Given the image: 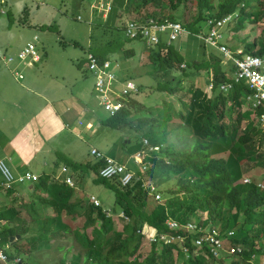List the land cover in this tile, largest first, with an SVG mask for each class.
I'll use <instances>...</instances> for the list:
<instances>
[{"label":"trees","instance_id":"16d2710c","mask_svg":"<svg viewBox=\"0 0 264 264\" xmlns=\"http://www.w3.org/2000/svg\"><path fill=\"white\" fill-rule=\"evenodd\" d=\"M142 2L145 5L159 3L161 11L156 17L163 21L180 22L188 31L186 35L203 34L209 18L221 19L235 14L233 21L236 20V31L243 27L240 20L242 15L245 20L255 23L264 19V0ZM130 20L142 21L136 17ZM174 42L168 44L162 40L148 48L151 49L149 59L155 72L176 82V86L170 82L166 87L159 86L158 89L167 90L170 94L177 93L179 108L173 100L163 102L162 108L148 110L145 104L135 106L132 97H128L129 107L111 115L102 105L109 114L102 120L103 126L114 130L129 127L135 133L160 131L163 141L169 132L164 124L167 116L172 122L175 118L180 120L182 134L178 147L174 140L170 143V149L156 144V139L152 145L158 146L160 153L164 155L161 159L156 154L152 157V178L159 176L163 184L168 183L170 178L176 180L173 187L166 188V203L157 201L153 207L148 204L147 200L154 198L141 189L140 183L124 188L114 181H108L106 186L115 192L117 203L128 216L123 228L117 230L103 207L96 206L87 195L77 197L75 187L42 175L38 183L41 193L37 195V186L31 188L32 196L37 195L36 199H30L27 203L13 195V203H20L17 206L12 203L9 207L0 208L2 241L15 246L19 241H16L17 237H24L22 230L25 235L29 232L27 239L32 245L37 239L48 240L51 244L57 239L69 240L72 242L69 247L60 246L65 256L72 249H76L71 252L69 264L223 263L221 256L213 258L207 246L196 248L191 239L187 242L190 256L183 257L184 262L177 261L178 256L182 257V249L174 247L177 252L176 256L174 254L172 247L179 245L176 242L167 244L159 253L151 249L150 252L153 253L143 257L140 252L142 235L138 233V228L148 223L160 227L159 230H167V206L170 215L183 223L197 211L205 213L208 216L205 223L211 225L208 229L219 227L221 238L230 240L226 247L244 245L243 253H235L241 254V264H253V253L262 255L264 242L258 240L264 239V188L261 187L264 184V174L261 179L246 176L254 169L264 170V128L252 118L254 111L245 108L250 89L244 82L233 81L226 67L230 66L232 69V66H224L221 57H211L205 61L188 59V53L181 49V41ZM244 49L249 53L264 54V35L255 38L252 43H247ZM201 70L207 73L209 84H214L212 90L209 89V84L205 89L193 84L194 81L188 85L184 83L186 78L192 79L191 75L195 71ZM229 82L234 83L232 89L223 92L220 85ZM130 105L135 107L130 108ZM263 112L264 108L256 110L259 115ZM126 138L131 139L128 136ZM127 139L125 143L128 142ZM101 164L96 162L95 167ZM24 174L26 173L15 175ZM13 190H7V193L13 194ZM80 218L84 219L83 226L73 228L69 219ZM208 229L202 228L203 231ZM223 252L231 255L227 251H222L221 254ZM14 255L16 254L9 251L11 259L15 258ZM61 260V264H66L65 258ZM237 263L239 260L230 261V264Z\"/></svg>","mask_w":264,"mask_h":264},{"label":"rangeland","instance_id":"374dc122","mask_svg":"<svg viewBox=\"0 0 264 264\" xmlns=\"http://www.w3.org/2000/svg\"><path fill=\"white\" fill-rule=\"evenodd\" d=\"M92 1L0 0V83L7 82L14 88L13 93L7 96L8 104L13 105V102H16V105L21 108L20 102L29 100L30 103L32 100H41L43 98L42 94L39 93L36 97L30 94L31 90L39 92L41 88L52 92L53 95L49 94L47 97L53 102H55V99L76 97L80 103L78 110L85 106V108L83 107L84 113L81 116L93 121L94 127L98 126L89 135L83 133L80 137L75 134L73 126H70L72 129L69 126L62 128L59 131L61 135L53 143L62 152L58 149V151H41L38 153V159L33 157L30 161H23V163L18 156L14 155L13 162H11L12 159L9 161V166L13 174L31 173L37 177L36 180L14 185L17 192L23 195L22 199L26 200L27 203H29L30 199H36L37 195L41 193V187L38 183L42 175L65 182L64 171L67 170L75 186L77 185L79 193L95 196L100 201L101 207L107 211L108 217L112 219L114 228L121 230L128 216L120 204L117 203L115 192L108 188L106 183L114 181L124 188L140 183L141 189L145 193L149 194L150 190L153 189L154 194H159L162 197L160 203H166V188L173 187L176 180L170 178L168 183L163 184L160 182L159 176L152 178V157L156 154L161 159L164 158V155L160 153L159 149H152L151 147H155L152 146L155 139L157 140L156 144L163 148L170 149V143L173 140L178 147L181 142L182 129L178 118H175L172 122L171 118L167 116L164 124L169 132L163 141L162 133L158 131L159 129L157 133L153 131L135 133L129 127L114 130L103 126L102 120L109 114L100 105L99 96L94 88L96 77L88 67L86 59L88 50L112 61L116 72L119 74L120 87L125 84L126 80L137 84L138 91H134L132 97V102L135 106L145 104V107L150 110L157 107L162 108L163 102L166 101L172 102L174 100L178 104L177 108L180 107V103H178L177 93L176 95L170 94L167 90L161 91L158 89L159 86L166 87L170 82L176 86L175 80L163 78L162 74L155 72L149 59L151 49L148 48L143 40L129 38L125 30L126 24L132 18L136 17L141 20L156 19V16H159L161 11L158 6L159 3L145 5L142 0H108L114 10L107 17H103L101 12L91 10ZM78 16H82V19H78ZM240 20L243 22V27L239 31L234 29L236 20L231 21V24L224 30L230 47L244 48L247 43H252L255 38L264 35V19L255 23L245 20L244 15H242ZM207 26L206 23L204 33L200 36L185 35L183 39L179 40L181 41L182 51L188 53V59L196 58L198 61H205L206 59H211V57H221L217 48L206 45L201 38L207 33ZM163 40L167 41L166 37ZM30 42H34L39 47L41 55L44 54V61L43 63L41 61L30 65L29 69L27 60L20 59L18 54L24 48V45ZM10 57H13V61H9ZM7 64L12 66V70L20 69L24 76L26 74H24L23 70L28 68L29 90L25 89L26 91H24L12 80H2L1 72L6 73ZM226 67L230 70V66ZM191 76L192 79L186 78L185 84L188 85L194 81L193 84L200 85L205 89L208 88L209 79L206 72L203 70L195 71ZM178 77L180 78L179 75ZM22 81L27 82V80ZM54 96L59 97L54 99ZM4 97L3 90L0 89V102H2L0 103V156L13 152L8 140L22 130L27 120L24 115L11 116L10 113H13L14 110L11 107L7 108L3 102ZM135 106L130 105V108ZM166 111L168 112L169 110ZM78 116H74V121H76ZM252 118L259 120L260 115L253 112ZM127 136L131 139L128 140ZM126 139L128 140L127 143H125ZM92 150H96L103 156L110 154L113 157H117L121 162L126 163L128 171L136 175L135 182L124 186L118 178L100 177L99 173L96 172H100L107 162L96 154L92 155ZM138 153H142L144 156L143 162L145 164L135 161L134 157ZM96 162H101L102 164L95 167ZM12 164L13 167L15 166V171H19L18 173L14 172ZM145 165L147 167L146 172L150 176L137 177ZM259 169L249 172L246 178L258 177L261 179L264 170ZM257 181L259 180L257 179ZM2 182L3 177L0 175V186ZM32 185L37 186V195L32 196L30 190ZM262 185L264 186V184ZM263 186L262 188H264ZM0 192V201L9 202L8 198L4 196L5 192ZM154 202L152 198L147 200V203L152 207L157 203V201ZM19 203V201H16V206ZM166 209L165 226L167 230H159L160 227H154L148 223H144L142 228H138V233L142 235L140 252L145 257L148 253V255L153 253L152 251L150 252L151 249L159 253L167 244L176 242L179 245L171 246H173L174 251V247L182 249V257H177V261L181 263L184 262L183 257H189L183 250V245L187 244L188 239L194 242L196 238L201 239L204 236L202 234H207L206 232L198 233V229H189V225L192 224V228L207 229L211 225L205 223L208 216L203 212H195L186 223H183L170 215L167 206ZM49 213L52 214L51 212ZM24 215L22 214V216ZM69 222L73 228L81 227L84 219H69ZM171 224L174 225L172 226ZM23 228L25 227L23 226ZM213 230L219 232L220 228L213 227ZM89 231H91L90 228ZM22 232L24 237L18 236L16 240H19L18 243L15 246L8 243L7 247H9L8 251L16 254L14 255L15 258L27 260L25 262L29 264H61L62 258H65L66 264H69L71 252L76 251V249H72L65 256L60 246L69 247L72 243L65 239H57L53 244L48 240L37 239L35 244L32 245L27 239V237L29 238V232L26 235L23 230ZM221 241L224 244V241L228 243L230 240L221 239ZM258 241L264 242V239ZM240 246L243 248L244 245L241 244ZM13 247L16 249H13ZM59 248L61 251H59ZM176 253L175 251V256ZM229 255V253L223 252L221 258L224 259V262H219L218 264H230L232 259L239 260L237 264H241V254ZM210 256L215 258L213 255ZM261 261H263V257L259 256L256 262L261 264Z\"/></svg>","mask_w":264,"mask_h":264},{"label":"built area","instance_id":"2783aa9c","mask_svg":"<svg viewBox=\"0 0 264 264\" xmlns=\"http://www.w3.org/2000/svg\"><path fill=\"white\" fill-rule=\"evenodd\" d=\"M92 11H99L104 17L113 10L112 4L108 0H93L91 5ZM78 19H82V16H78ZM91 22V20H89ZM230 24L229 19L217 20L211 19L208 24V31L201 38L204 40L206 45L220 47V54L222 56V62L229 64L233 69L234 82L241 83L244 82L250 92L246 96L247 106L251 108L254 112L260 108H264V54H253L247 53L243 48L233 49L232 47L221 45L224 30ZM126 34L132 39H141L147 46H155L166 37L167 43L170 44L174 41H179L184 38L187 34V29L177 21L167 20L163 21L156 17V19L148 18L139 20H129L125 26ZM36 38V37H35ZM38 39V38H37ZM19 58L22 60L36 61L40 59V55L37 49V45L34 42L28 43L18 54ZM87 63L89 69L95 75V90L99 96L100 103L111 113L115 115L122 111L124 108L129 107L128 97H133V92L138 91V86L136 83L130 80H126L125 84L121 87L119 86L120 78L116 72V68L112 61L107 58H100L93 51H88L86 55ZM9 61H13V57L9 58ZM17 70V69H16ZM18 79H23L24 75L21 71L15 72ZM234 83H222L220 89L223 92H228L232 89ZM214 84H209V89H213ZM260 121L264 122V113L260 117ZM89 127H92L90 124ZM152 149H159V147H151ZM92 155H98L100 158H104L107 162L106 166L99 172L100 177L116 179L118 178L124 186L134 183L136 175L128 171L126 163L120 162L108 155L103 156L96 150L91 151ZM135 161L140 164H145L143 162L144 156L142 153H138L134 157ZM67 171V170H65ZM146 165L140 170L139 178L143 176H150L147 172ZM0 173L3 177L2 186L6 189H11L15 184L25 183L30 180H36L37 177L31 173H26L24 175L16 176L13 174L7 160L5 158H0ZM247 180V179H246ZM69 186H74L75 183L73 179L69 176L65 181ZM149 195L154 198V200L160 202L162 197L159 194H154L153 189L150 190ZM90 200L96 205L101 206L100 201L95 196H90ZM107 212V211H106ZM172 226L174 224H171ZM189 229H198V233L206 232L207 234H202L201 239L196 238L194 240L196 247L202 248L207 246L210 252L215 257H220L222 251L230 252L235 254L237 251L242 252L244 249L241 246H232L230 248L226 247V243L222 244L220 231L215 232L213 229H208V231H203L202 228L196 227L192 228V224L189 225ZM185 238V237H183ZM226 240V239H224ZM172 243V242H171ZM8 243H3L0 237V264L8 263L10 260H15V262L20 263L19 258L11 259L9 257V247ZM185 252L188 253L189 249L186 245H183ZM256 257V254H252V260ZM264 264V251L261 255Z\"/></svg>","mask_w":264,"mask_h":264},{"label":"crops","instance_id":"0c3cea01","mask_svg":"<svg viewBox=\"0 0 264 264\" xmlns=\"http://www.w3.org/2000/svg\"><path fill=\"white\" fill-rule=\"evenodd\" d=\"M37 40H38L37 42L39 43V39H37ZM27 44L28 43H26L24 45V47ZM232 48L238 49L240 47H232ZM37 49H38V52L40 55V59L36 60L34 62L28 61L27 62L28 68L32 64H35V63H38L41 61L43 63V61H44V54L41 55L42 53H40V49L38 46H37ZM88 51H91V50H88ZM221 58H222V56H221ZM6 66H7L6 67V73L1 72L2 80H12L14 83H16V85L19 88L23 89L24 91L29 90V87H28V85H29L28 68L23 70V72H24V74H26V76H24L23 79H18L16 77L15 72L17 70L18 71H21V70L20 69L12 70V66H9V64H7ZM228 71L231 73L232 78H233V69H230ZM118 76H119V74H118ZM22 80H27V82L22 81ZM94 88H95V83H94ZM0 89L3 90V93L5 95V97L3 98V100H4L3 102L5 103V105L7 106L8 109H9V107H11L14 110V112L10 113V115L14 117V116L20 114V115H24L27 118L25 126L22 128V130L18 131L15 135H13L14 137H11L8 140L13 152H11L10 154L7 153L5 156L4 155L0 156V158H5L8 162V164H10L9 161L11 159H12L11 162H13L14 155L18 156L23 163V161H27V160L30 161L33 157H37V159H38V153H40L41 151L48 152V151L61 150L57 145H54L53 143L61 135V134H59V131L62 128H66L67 126H69V128H70V126H73V129L76 132L75 134L78 137H80L83 133L89 135L90 133H92V131H94L98 127V126L94 127L93 121L88 120L85 116H81L82 113H84L83 107L85 108V106H82V108L80 110H78L80 103L76 97L57 100L55 98H57L59 96H54L55 102H53L49 97H47V95L52 94V92L45 91V90L40 88L39 92H35V91L31 90L30 94L34 97H36L37 94H39V93L42 94L43 98L41 100H36V101L32 100L30 103H29V100L26 102H20L19 104L22 107L19 108V105H16V102H13V105H9L7 102V96L13 93L14 88L10 84H8L7 82H4V83H0ZM99 102H100V99H99ZM0 103H2V102H0ZM100 105L102 106L101 103H100ZM246 109H251V108H248V106L246 104ZM75 115H79L77 117L76 121H74ZM28 116H29V119H28ZM90 124L92 125V127H89ZM70 129H72V128H70ZM60 152H62V150ZM108 156H110L112 158H116L118 161H120L117 157H113L110 154H108ZM14 167L12 164V168H13L14 172L18 173L19 171H15ZM64 172H65V176H66L65 177V181H66V178L69 177V175H68V171H64ZM0 175H1V173H0ZM63 183H64V181H63ZM262 183H264V182H262ZM21 184H24V182ZM33 186L34 185L30 186V190H31V188H33ZM76 186H75V188H76L75 196H77V197H82L84 195H87L88 197L92 196V195L87 194V193L86 194L79 193L80 191L77 189ZM261 186H263V185H261ZM1 187H3L2 183H1L0 188ZM11 189H14L13 194L7 193V190L9 191L10 189H6V188H4L3 190L0 189V191L5 192L4 196H6V198H8V200H9V202L0 201V208L9 207L12 205V203H13L12 200L14 199V197L12 199L13 195L18 196L19 198L23 197V195H21L20 193L17 192L15 187H13ZM4 190H6V191H4ZM0 195H1V192H0ZM13 205L16 206L15 203H13ZM12 241H14V240H12ZM2 242L6 243L4 241H2ZM186 246L188 247L187 244H186ZM183 248H184V246H183ZM196 248H199V247H196ZM244 249H245V247H244ZM244 249H243V251H244ZM11 250H13V249H11ZM243 251H242V253H243ZM184 252H185V249H184ZM187 255L190 256V253L188 252ZM255 259L256 260L258 259L257 255L254 258V260H252L253 264H257ZM10 262L13 264H29V263L25 262L24 260H21L20 263L15 262V260H10Z\"/></svg>","mask_w":264,"mask_h":264},{"label":"bare ground","instance_id":"6f19581e","mask_svg":"<svg viewBox=\"0 0 264 264\" xmlns=\"http://www.w3.org/2000/svg\"><path fill=\"white\" fill-rule=\"evenodd\" d=\"M234 16H235V14H234V15H228V16H226V17H224V18L217 19V20L229 19V21L231 22V21L234 20ZM211 19H216V18H209V19H207V21H206L207 25L209 24V21H210ZM226 28H227V27H226ZM220 44H221V45H226V46H229V47H230V44H229V42H228V37H226L225 33H224V36H223L222 42H221ZM212 47H215V48H217V49L220 51V47H219V46H218V47H216V46H212ZM224 65H229V64H225V63H224Z\"/></svg>","mask_w":264,"mask_h":264},{"label":"clouds","instance_id":"9594fccd","mask_svg":"<svg viewBox=\"0 0 264 264\" xmlns=\"http://www.w3.org/2000/svg\"><path fill=\"white\" fill-rule=\"evenodd\" d=\"M244 50H245V49H244ZM245 52H246V51H245ZM247 53H249V52H247ZM263 113H264V112H263ZM263 113H262V114H263ZM262 114H261V115H262ZM261 115H260V117H261ZM256 120H257V119H256ZM257 122H259V124H260L261 126H263V128H264V122H261L260 119L257 120ZM65 183H66V182H65ZM66 184H67V183H66ZM71 187H75V185H74V186H71ZM261 187H262V186H261ZM89 198H90V197H89ZM258 257H259V256H257V258H258ZM255 260H256V259H255Z\"/></svg>","mask_w":264,"mask_h":264}]
</instances>
